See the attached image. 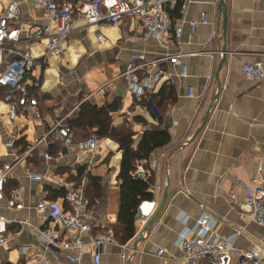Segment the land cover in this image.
Returning a JSON list of instances; mask_svg holds the SVG:
<instances>
[{"label":"crops","instance_id":"crops-1","mask_svg":"<svg viewBox=\"0 0 264 264\" xmlns=\"http://www.w3.org/2000/svg\"><path fill=\"white\" fill-rule=\"evenodd\" d=\"M9 1L0 0V15ZM15 1L19 5L23 35L27 29L47 23L45 13L34 7L33 0ZM187 9V20L196 22L197 27L191 33L185 24L180 39L170 38L168 47L157 39L142 38L137 21L130 19L119 25L103 26L100 29L103 41H98L96 27L77 24L62 57H45V46L41 43L32 47L42 80L43 101L36 106L18 107L16 118L11 120L8 103L0 100V167L15 163L0 200V218L12 234L0 248V264H71L66 251L59 247L44 249L38 231L49 225L56 210L66 207L64 197L54 199L51 192L64 188L50 180L33 183L28 178L30 173H48L50 179L62 178L67 183L81 184L86 180L82 186L87 192L86 177L81 181L71 179L77 169L86 167L93 176L101 178V196L93 198L99 201L94 220L114 231L121 205L117 177L123 152L118 144L100 139L94 152L83 154L73 151L53 131L50 135L64 142L63 151L53 155L49 133L58 121L76 118L84 102L101 106L116 98L122 100V109L112 114L116 126L126 118L140 115L151 127L167 129L172 140L138 167L153 177L151 201L156 202V209L144 226L139 223L138 214L135 236L126 244L137 247L136 252L123 259L120 247L108 245L103 249L101 264H179L183 256L179 237L191 235L203 214L216 221L215 231L222 238L240 232L234 241L237 249H256L264 254V228L240 219L237 206L249 197L251 180L259 164H264V82L251 81L241 72L246 63L264 65V0H226L225 31L220 0H190ZM204 15L208 22L205 25L201 24ZM221 47L226 48L227 55L219 72V91L216 75L223 57ZM136 52L158 61L167 52L180 53L188 66L187 77L180 76V67L167 62L151 68L153 73L164 71L153 94H158L164 85L173 86L175 93L161 125L152 116H159L152 108L153 103L134 106V97L128 91L124 73ZM143 108L147 111L144 116L139 113ZM209 110L205 126L193 140ZM145 130L143 126H134L136 141ZM10 140L15 141L13 147L7 145ZM20 140L27 145L23 152L16 145ZM29 149H33L32 153L18 163V157H24ZM47 154L52 159L48 160ZM17 187L22 188V210L8 206ZM40 201L47 203L44 214L37 209ZM61 236L66 239L72 235ZM159 249L165 250L161 256L157 254ZM41 250H45L42 261L36 257ZM82 264H93L90 250Z\"/></svg>","mask_w":264,"mask_h":264},{"label":"built area","instance_id":"built-area-1","mask_svg":"<svg viewBox=\"0 0 264 264\" xmlns=\"http://www.w3.org/2000/svg\"><path fill=\"white\" fill-rule=\"evenodd\" d=\"M190 0H33L34 7L45 13L47 23L34 26L23 32L21 30V15L17 1L10 0L0 15V88L9 89L5 101L9 105L8 116L11 120L16 118L17 108L27 105L36 106L37 100L29 98V88L39 86L40 74L36 70V61L31 49L36 44L45 46V57H62L65 53V44L73 34L79 23L84 26L97 28V39L103 41L104 36L100 29L106 25H119L125 19L135 20L141 28L140 35L144 39H157L168 47L170 38L180 39L185 24H188L191 33H194L197 23L188 21L187 3ZM180 7L179 18L174 23L171 11ZM204 15L201 24H207ZM25 46L20 49L19 46ZM9 55L11 57L9 58ZM132 62L125 71L128 78V91L134 100L146 99L151 106L150 95L155 91L156 85L164 75L163 70L151 72L152 67H158L161 62L170 63L180 67V76H188V66L183 63L180 53H165L158 60H149L143 52L133 53ZM242 75L251 81L264 82V65L259 62L246 63L242 67ZM100 92L104 93L103 89ZM139 113L145 115L146 108ZM66 118L58 121L50 130L57 131L58 135L72 147L73 151L83 154L94 152L99 147V139L91 136L89 139L74 143L69 129L64 126ZM15 141H8L7 145L13 147ZM33 149L25 152L24 157H18L19 163L32 153ZM48 160L52 159L46 155ZM15 163H4L0 167V200L4 198V185L7 183ZM86 172H89L87 169ZM138 176L146 179L148 175L139 169ZM50 174H28L33 183H43L50 180L65 189L63 210H56L50 223L40 233L44 249L59 247L66 251V257L71 264H82L88 254L92 257L93 264H101L103 249L108 245L120 247L123 259L128 253L136 252L134 247L120 244L111 228L98 224L94 220V209L98 205L97 199L87 196L84 187L73 181L67 183L62 178L50 179ZM74 176H77L76 171ZM8 206L16 210L24 209L22 188L17 187L11 193ZM239 217L247 223H255L264 228V164H259L258 172L251 180L249 197L238 203ZM38 212L44 214L47 203L40 201L37 205ZM156 202L143 201L138 206V221L146 225L148 218L154 213ZM147 210V211H146ZM5 220L0 218V248L5 246L12 238L5 228ZM216 221L203 214L199 217L192 229L191 235L183 234L179 237L178 245L183 252L179 264H199L206 261L208 264H263L264 254L261 251L237 249L234 241L239 233L229 238L220 237L215 231ZM62 233L72 236L63 238ZM45 250L38 251L36 257L42 261ZM165 250L159 249L158 255H163Z\"/></svg>","mask_w":264,"mask_h":264},{"label":"trees","instance_id":"trees-1","mask_svg":"<svg viewBox=\"0 0 264 264\" xmlns=\"http://www.w3.org/2000/svg\"><path fill=\"white\" fill-rule=\"evenodd\" d=\"M179 15L180 7L171 11L172 20H177ZM41 84L42 80H40L38 87L32 85L28 93L30 99L35 98L37 100V105H40L43 101ZM8 91L9 89L7 88H0V100H5ZM150 100L159 113V116H152L157 120L158 125H161L167 104L175 100L173 86L164 85L158 94L150 95ZM137 104L146 106L148 101L146 99L135 100L134 106ZM121 109L122 100L120 98H116L112 102L101 106L86 101L80 106L77 117L66 119L64 126L69 129L74 143L96 136L99 140L110 139L114 141L118 144L119 150L123 152L121 168L117 177L120 182L121 205L118 223L113 228L117 241L121 244H127L134 238L136 233L135 222L138 218V206L143 201H151L153 199V177L146 175L145 179L138 176V167L147 162L155 150L168 146L172 139L167 129L159 126L151 127L149 121L140 115L126 118L121 125L116 126L112 114L119 112ZM135 125L146 128L138 141L135 139L137 135L134 131ZM49 137V141H52L50 152L53 155H58L59 152L63 151L64 142L53 134ZM16 145L21 150L20 152L25 151L27 148V145L21 143V140L16 142ZM77 170V176L71 179L81 181L86 177L88 181L87 196L91 199L101 196V178L93 176L91 172H86V167H81ZM64 190H51L54 194V199L64 197L66 193Z\"/></svg>","mask_w":264,"mask_h":264},{"label":"water","instance_id":"water-1","mask_svg":"<svg viewBox=\"0 0 264 264\" xmlns=\"http://www.w3.org/2000/svg\"><path fill=\"white\" fill-rule=\"evenodd\" d=\"M220 6L222 8V16H223V28H224V31L226 30V26H227V11H226V0H220ZM225 37V36H224ZM223 57H222V61L220 62L219 64V67H218V74L216 75V80H217V84H218V89L219 91L221 90V84H220V79H219V72L221 71L224 63L226 62V48L225 47H221V49L219 50ZM219 95H217L216 98H218ZM153 110L157 113V110L155 109L154 106H152ZM212 108V107H211ZM210 108V109H211ZM209 114H210V110L206 113V116H205V119H204V123L202 125V127H200L197 132L195 133L194 137H193V140L199 135V133L202 131V128L205 126L208 118H209ZM67 150V148H65V151ZM134 250H137V247L134 248Z\"/></svg>","mask_w":264,"mask_h":264},{"label":"rangeland","instance_id":"rangeland-1","mask_svg":"<svg viewBox=\"0 0 264 264\" xmlns=\"http://www.w3.org/2000/svg\"><path fill=\"white\" fill-rule=\"evenodd\" d=\"M113 149H115V148H113ZM113 149H109V150H111V151H112Z\"/></svg>","mask_w":264,"mask_h":264}]
</instances>
